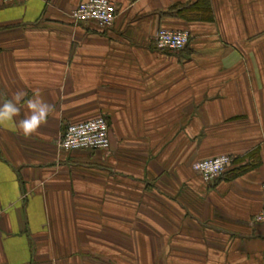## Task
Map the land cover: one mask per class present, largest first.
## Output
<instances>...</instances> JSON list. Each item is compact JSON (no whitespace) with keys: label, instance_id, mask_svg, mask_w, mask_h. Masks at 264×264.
I'll list each match as a JSON object with an SVG mask.
<instances>
[{"label":"crops","instance_id":"0c3cea01","mask_svg":"<svg viewBox=\"0 0 264 264\" xmlns=\"http://www.w3.org/2000/svg\"><path fill=\"white\" fill-rule=\"evenodd\" d=\"M81 1L0 0V106L26 93L0 123V264H264V0H112L110 27ZM37 95L55 110L25 137ZM99 116L109 149L61 148Z\"/></svg>","mask_w":264,"mask_h":264},{"label":"built area","instance_id":"2783aa9c","mask_svg":"<svg viewBox=\"0 0 264 264\" xmlns=\"http://www.w3.org/2000/svg\"><path fill=\"white\" fill-rule=\"evenodd\" d=\"M5 1L11 4L25 0ZM72 17L78 24L96 23L102 27H110L118 17V6L112 0H83L72 11ZM189 41L190 33L185 29L161 28L154 37L157 47L174 51L183 50ZM110 146V125L104 116L69 124L61 139V148L64 151L107 150ZM232 162V157L223 155L200 160L194 164V168L205 181L212 182L223 175ZM195 165H200V167L197 168ZM262 188L264 191V183ZM2 215L0 209V220ZM256 221L264 223V205L256 215Z\"/></svg>","mask_w":264,"mask_h":264},{"label":"clouds","instance_id":"9594fccd","mask_svg":"<svg viewBox=\"0 0 264 264\" xmlns=\"http://www.w3.org/2000/svg\"><path fill=\"white\" fill-rule=\"evenodd\" d=\"M25 95L26 93L24 92H18L13 96V100L0 106V123L12 120L14 117L20 115V108L17 107V104H19ZM26 105L30 110V114H26L23 119L18 121V128L25 137H29L36 133L41 125L47 122L49 114L55 110V107L43 101L38 95L35 99H28ZM195 167L199 168L200 165H195Z\"/></svg>","mask_w":264,"mask_h":264},{"label":"rangeland","instance_id":"374dc122","mask_svg":"<svg viewBox=\"0 0 264 264\" xmlns=\"http://www.w3.org/2000/svg\"><path fill=\"white\" fill-rule=\"evenodd\" d=\"M185 30L189 31V33H190V39H191V32H190V30L189 29H185ZM189 44H190V42H189ZM188 45L186 47H188Z\"/></svg>","mask_w":264,"mask_h":264}]
</instances>
